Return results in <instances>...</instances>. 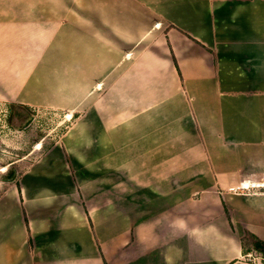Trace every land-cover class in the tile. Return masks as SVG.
Segmentation results:
<instances>
[{
    "label": "crops",
    "instance_id": "0c3cea01",
    "mask_svg": "<svg viewBox=\"0 0 264 264\" xmlns=\"http://www.w3.org/2000/svg\"><path fill=\"white\" fill-rule=\"evenodd\" d=\"M0 100L76 114L0 264H264V0H0Z\"/></svg>",
    "mask_w": 264,
    "mask_h": 264
},
{
    "label": "rangeland",
    "instance_id": "374dc122",
    "mask_svg": "<svg viewBox=\"0 0 264 264\" xmlns=\"http://www.w3.org/2000/svg\"><path fill=\"white\" fill-rule=\"evenodd\" d=\"M10 103L0 100V195L19 182L75 118L59 110L31 108L24 112L28 115L24 121L11 126L8 123ZM9 171L13 172L10 176Z\"/></svg>",
    "mask_w": 264,
    "mask_h": 264
},
{
    "label": "trees",
    "instance_id": "16d2710c",
    "mask_svg": "<svg viewBox=\"0 0 264 264\" xmlns=\"http://www.w3.org/2000/svg\"><path fill=\"white\" fill-rule=\"evenodd\" d=\"M9 105H10L9 106L10 112L8 115V123L11 126H13L15 122L19 120L24 121L28 116L24 112L31 110L29 106L20 103L12 102ZM73 116L76 117V114H74ZM12 173H13L12 171H9L8 172L9 176L12 175ZM3 193L0 195V197L3 195ZM242 248H243V252L245 253L248 251H252L253 253H261L264 256V242L261 241L259 238H257L251 232H246L245 236L242 238Z\"/></svg>",
    "mask_w": 264,
    "mask_h": 264
},
{
    "label": "built area",
    "instance_id": "2783aa9c",
    "mask_svg": "<svg viewBox=\"0 0 264 264\" xmlns=\"http://www.w3.org/2000/svg\"><path fill=\"white\" fill-rule=\"evenodd\" d=\"M250 190V189H264V180L261 181H252L247 184H243L239 187H232L231 190L238 191V190Z\"/></svg>",
    "mask_w": 264,
    "mask_h": 264
}]
</instances>
